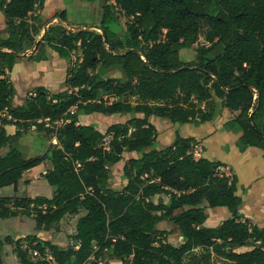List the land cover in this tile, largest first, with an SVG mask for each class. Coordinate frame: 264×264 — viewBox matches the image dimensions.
Masks as SVG:
<instances>
[{
  "label": "trees",
  "instance_id": "trees-1",
  "mask_svg": "<svg viewBox=\"0 0 264 264\" xmlns=\"http://www.w3.org/2000/svg\"><path fill=\"white\" fill-rule=\"evenodd\" d=\"M87 1L102 3L100 32L67 29L65 11L43 22L35 13L44 0H0V149L8 148L0 156V188H16L26 171L44 164L41 177L54 190L51 198L1 196L0 219L24 215L36 230H49L81 213L66 248L35 235L7 236L0 264L6 245L18 264H110L106 255L122 264H210L208 255L186 262L196 249L229 264H264V228L241 220L236 176L222 173L220 161L195 158L191 137L153 148L157 131L148 120L200 126L222 109L236 112L222 128L240 133V153L253 147L264 155V0ZM121 21L118 36L112 28ZM195 45V56L181 60L179 52ZM46 47L74 58L66 89L37 87L14 107L13 66L28 51V60H46ZM114 68L123 76H108ZM91 114L131 117L101 132L79 123V115ZM8 125L16 128L11 136ZM32 130L55 143L26 156L18 140ZM125 152L140 157L126 162L125 183L115 189L108 167ZM218 207L230 217L205 227V210ZM164 221L178 230V246L158 229Z\"/></svg>",
  "mask_w": 264,
  "mask_h": 264
},
{
  "label": "rangeland",
  "instance_id": "rangeland-1",
  "mask_svg": "<svg viewBox=\"0 0 264 264\" xmlns=\"http://www.w3.org/2000/svg\"><path fill=\"white\" fill-rule=\"evenodd\" d=\"M66 12L65 24L68 27H73L76 30L85 28L92 29L100 32L97 27L99 26L100 19L102 16V3L101 2H88L87 0H45V8L42 12L43 19L49 18L55 12ZM0 17L4 20L2 13L0 12ZM118 36H123L125 31V21H121L116 28H112ZM3 36V35H1ZM39 37H37L38 39ZM203 43V37L199 39V44ZM193 50H181L179 52V57L183 61H189L195 56L194 48ZM31 52L28 51L26 54L29 55ZM25 54V55H26ZM74 58L71 57L69 61L60 58L54 51H51L48 55V60L46 63H27L23 61L18 67L14 68L12 75L9 76L10 82L14 89V95L12 98L13 106H20V101L28 95L29 92L34 91L40 86H49L51 90L63 91L66 89L64 85V80L66 76V68L71 66ZM45 66V68L42 67ZM22 66H26L25 69ZM48 69V70H47ZM27 70V71H26ZM48 72V73H45ZM108 76L110 77H122L123 73L119 69H111L108 71ZM50 81H53L50 83ZM51 84V85H48ZM62 88V89H61ZM58 92V91H57ZM51 93V92H50ZM233 112L222 109L218 117L219 121L231 119L235 116ZM141 117V115H136ZM131 115H101V114H91V115H79L78 120L82 125H92L97 130L104 132L106 127L112 123H122L129 119ZM216 120V119H215ZM149 123L152 124L158 131L156 141L153 148L161 149L168 145L170 140L176 136L178 133L183 136H195L198 133V127L191 124H174L167 119L158 118L155 116L149 117ZM207 126L210 124H206ZM201 129H205V127ZM11 128L8 129L10 132ZM202 134V130L200 132ZM219 139H212L214 146L211 148L208 154L209 159L217 158V160L226 161L234 171V174L238 175L240 181L242 182V192L250 185L251 181L256 178L264 177V164L262 161V154L252 148L249 152L245 154H239L237 149L233 146L230 147V151L226 152L225 145L229 143L230 137L222 134ZM18 143L25 153L26 156H35L44 153L47 145L49 143L54 144V139H45L42 134L36 133L35 131H30L23 135ZM229 147V146H228ZM235 149L234 155H231V151ZM196 148L194 149V157L196 153ZM259 151V150H258ZM213 156V157H210ZM140 154L125 152L123 154V159L116 165L110 166V184L115 189H121L125 181L122 177L123 167L130 158H138ZM44 167V165L42 166ZM222 173L230 176L229 170L221 169ZM38 172V171H37ZM48 189L43 190L40 186H35V189L28 191L29 194H34L32 192H37L40 194L49 195L48 190H52L45 182ZM29 188V187H27ZM264 191L261 192V197L256 195L257 198L253 199V196H247L245 193L244 204L239 207V213L247 216L251 223L257 225L258 227L264 228ZM207 219L204 223L205 227L216 226L219 220H225L230 217V213L224 207L218 208H207L206 210ZM81 216L78 215H67L65 216L56 226L49 230H42L41 234L42 241H49L52 244H56L61 248H66L68 245L72 244L69 239L70 235L74 234L75 225L77 219ZM15 222L11 219L0 220V234H11L14 235L15 230H20L21 233L27 235L38 234L36 228H34V221L29 222L25 226L16 229ZM163 231L168 233L167 240L171 244L178 246L181 243V237L178 234V230L175 226L169 222L164 221L163 224L159 226ZM40 235V233H39ZM247 248H238L237 251H244ZM210 252V251H209ZM208 251H202L201 249H196L190 256L186 257V262L192 259H201L203 256L208 255V261L210 264H229L224 258L218 257L213 253ZM109 259L110 264H122L120 261L114 260L110 255H106ZM15 263L17 264L16 260Z\"/></svg>",
  "mask_w": 264,
  "mask_h": 264
},
{
  "label": "crops",
  "instance_id": "crops-1",
  "mask_svg": "<svg viewBox=\"0 0 264 264\" xmlns=\"http://www.w3.org/2000/svg\"><path fill=\"white\" fill-rule=\"evenodd\" d=\"M92 3V2H91ZM44 8H45V0H44V4H43V9L41 10V11H37L36 13H35V15L36 14H39L40 15V17L42 18V21L44 22V21H47V20H51V18H52V16L55 14V13H60V12H55L54 14H52L49 18H45V19H43V17H42V12L44 11ZM66 13V12H65ZM54 23H58V21H57V19H54V20H52V21H50L47 25H49V24H54ZM47 25H45L44 27H43V29L47 26ZM62 25L64 26V27H66L67 29H70V30H76V29H74L73 27H68V26H66V24H65V22L64 23H62ZM4 28H5V20H3L1 17H0V36L1 35H4ZM82 29H85V28H82ZM42 33H43V30L41 31V33H40V35H42ZM39 39V38H38ZM52 50L50 49V48H48V47H46L45 48V56H46V60H44V61H40V62H33V61H30V60H28L27 59V54L26 55H22V58L21 59H19V61L13 66V68H12V71H11V73H10V75H12V73H13V70H14V68H16V67H18L19 66V64L21 63V62H23V61H26L27 63H29V62H31V63H36V64H38V63H46L47 62V60H48V55H49V53L51 52ZM67 61H69V59L67 60ZM72 64V63H71ZM42 67L43 68H45V66H43L42 65ZM22 68L23 69H25L26 68V66H22ZM70 68V66L68 65V67L66 68V73H67V71H68V69ZM48 70V69H47ZM27 71V70H26ZM45 73H48V72H45ZM9 75V76H10ZM66 77V76H65ZM53 81H50V83H52ZM48 85H51V84H48ZM64 85H65V80H64ZM40 87H44V88H46L49 92H51V93H56L57 91L59 92L60 90H51L50 88H49V86H40ZM62 89V88H61ZM30 93V92H29ZM28 93V94H29ZM27 96H25L21 101H20V103H24V101H25V98H26ZM22 104H20V106L22 105ZM13 105V104H12ZM14 107H18V106H14ZM234 114H237L236 112H233ZM232 119V118H231ZM231 119H227V120H223V121H219L220 119H216V120H214V121H211V122H206V123H203L202 125H200V126H196V127H198V128H200V129H198L199 131H198V133L197 134H195V136H188V135H186V136H183V135H181V134H177V135H179L180 137H183V138H187V137H191V138H193V139H195L196 141H197V145L195 146V148L197 149L196 150V153H195V158H206V159H209V157H208V154L209 155H212V152L211 153H209V151L211 150V148L214 146V144H213V142L212 141H210V140H212V139H219V138H221L222 136H224V135H222V134H225V135H227V136H229L230 137V140H229V143L228 144H226L225 145V148H226V152L227 151H230V147H235V142L237 141V139L239 138V136H240V133H233V132H231V131H227V130H225V129H223L222 128V126L224 125V123H226L227 121H229V120H231ZM149 120V119H148ZM206 124H210V125H206ZM192 125V124H191ZM203 126H207V127H205V129H201V128H203ZM9 128H11V130H10V132L8 131V129ZM157 130V129H156ZM200 130H202V134L201 133H199L200 132ZM5 131H6V134L7 135H9V136H11V135H13L14 133H15V131H16V128H15V126H12V125H8V126H5ZM157 133H158V131H157ZM175 137L176 136H174L171 140H170V142L168 143V145L175 139ZM229 146V147H228ZM236 148V147H235ZM252 148L253 147H249V148H247L244 152H242V153H240L238 150V153L239 154H245L246 152H249L250 150H252ZM237 149V148H236ZM258 153L257 154H259V152L262 154V161H263V164H264V155H263V152L261 151V150H259V149H257V148H254ZM259 150V151H258ZM8 151V148H2V149H0V156H3L6 152ZM232 153H231V155H234L235 154V152H236V150L235 149H233L232 151H231ZM210 157H213V156H210ZM212 158H210L209 160H211ZM213 160H215V161H220L221 163H223L225 166L222 168V169H225V170H227V172H228V170H229V173H232V174H234V171H233V168L226 162V161H222V160H217V158H214ZM44 164H41V165H39V166H37V167H35V168H33V169H31V170H29V171H26L24 174H23V177H22V179L19 181V183H18V185L16 186V188H13L12 186H9V187H5V188H0V197L1 196H13V195H15V196H17V197H21V196H25V197H29V198H34V197H37V196H43V197H46V198H51L52 196H53V194H54V190L52 189H50V190H48L49 191V195H45V194H40V193H38L37 192V194H36V192H32V193H34V194H29L28 193V191H30L31 189H35L34 191H36V187L35 186H40V188H42L43 190H47L48 189V187L45 185V180L41 177V175H43L44 174V171H45V169H44V167H42ZM38 171V172H37ZM235 176H236V178H237V184H236V188H237V194L241 197V200H242V203H241V205H243L244 204V198H243V196H244V194L245 193H247L248 195L247 196H253V199H255V198H257L258 196H260L261 197V192H263L264 191V177H262V178H256V179H254V180H252L251 181V183H250V185L249 186H247L246 187V189H244V192H242V182L240 181V179H239V177H238V175H236V174H234ZM46 184H47V182H46ZM48 185V184H47ZM49 186V185H48ZM27 187H29V188H27ZM256 195H258L257 197H256ZM263 196H264V194H263ZM241 205H240V207H241ZM207 210V209H206ZM205 210V211H206ZM239 210V209H238ZM238 213H239V211H238ZM239 215L242 217L241 218V220L242 221H244V220H247V221H251L247 216H245V215H243V214H241V213H239ZM9 219H11L12 221H14L15 223V227H16V229H20V227H22V226H25L26 224H29V222H31V221H34L31 217H26V216H24V215H18L17 217H14V218H8V219H0V220H9ZM223 220H219L218 222H216V223H218V224H220L221 222H222ZM161 224H163V222H161V223H159L158 224V229L159 230H162L159 226L161 225ZM217 224V225H218ZM253 224V223H252ZM34 225H35V222H34ZM216 225V226H217ZM255 225V224H254ZM34 228H35V226H34ZM15 234L14 235H11V234H0V239H3L4 237H7V236H9V237H11L13 240H17V239H19V238H21V237H23V236H26L27 234H23V233H21L20 232V230H15V232H14ZM37 233L38 234H36L35 236L36 237H38L41 241L43 240L42 239V237H41V234L43 233V231L42 230H40V231H37ZM39 233H40V235H39ZM31 235V234H30ZM182 240V239H181ZM45 241V240H44ZM15 260H16V262H17V264H18V261H17V259H16V257H15V255H14V253H13V248H12V246H10V245H6V246H4V249H3V264H16L15 263Z\"/></svg>",
  "mask_w": 264,
  "mask_h": 264
},
{
  "label": "built area",
  "instance_id": "built-area-1",
  "mask_svg": "<svg viewBox=\"0 0 264 264\" xmlns=\"http://www.w3.org/2000/svg\"><path fill=\"white\" fill-rule=\"evenodd\" d=\"M33 255H35V256H36V255H37V254H36V252H34V253H33Z\"/></svg>",
  "mask_w": 264,
  "mask_h": 264
},
{
  "label": "water",
  "instance_id": "water-1",
  "mask_svg": "<svg viewBox=\"0 0 264 264\" xmlns=\"http://www.w3.org/2000/svg\"><path fill=\"white\" fill-rule=\"evenodd\" d=\"M227 252L229 251V249L226 250Z\"/></svg>",
  "mask_w": 264,
  "mask_h": 264
}]
</instances>
